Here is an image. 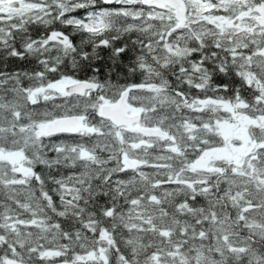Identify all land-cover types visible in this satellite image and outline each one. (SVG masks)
I'll return each mask as SVG.
<instances>
[{
  "label": "snow or ice",
  "instance_id": "obj_1",
  "mask_svg": "<svg viewBox=\"0 0 264 264\" xmlns=\"http://www.w3.org/2000/svg\"><path fill=\"white\" fill-rule=\"evenodd\" d=\"M0 264H264V0H0Z\"/></svg>",
  "mask_w": 264,
  "mask_h": 264
},
{
  "label": "trees",
  "instance_id": "obj_2",
  "mask_svg": "<svg viewBox=\"0 0 264 264\" xmlns=\"http://www.w3.org/2000/svg\"><path fill=\"white\" fill-rule=\"evenodd\" d=\"M83 14V10H78L76 13H74V15H82ZM54 27L55 28H58V29H60V30H63V31H65L66 33H71L72 32V28L69 26V27H65V26H62V25H59V24H56V25H54ZM43 31V29L42 28H38V29H36V32L34 33V34H40L41 32ZM72 39H73V41L74 42H76V43H78L79 42V39H80V36H79V34H77V35H74V36H72ZM62 71H71L70 70V68H62ZM102 72H103V69H102ZM92 73H91V71L90 70H85L84 72H80V73H78V78H80V79H86L88 76H90ZM53 76H55L56 74H52ZM132 79H134L136 82H139V77H134V78H132ZM218 82H220V81H218ZM194 91V93H195V90H193ZM229 94H231V93H229ZM244 95H247V93L245 92V93H243ZM59 102H61V101H57V103H59ZM43 103V102H42ZM51 102H49V104H50ZM53 140H71L72 138L71 137H69L67 134H60V135H58L57 137H53L52 138ZM78 139V138H77ZM51 155V154H50ZM37 171H41V169L40 168H37ZM62 171H66V172H68V174H71L70 173V170H62ZM54 199H56V197H54Z\"/></svg>",
  "mask_w": 264,
  "mask_h": 264
}]
</instances>
